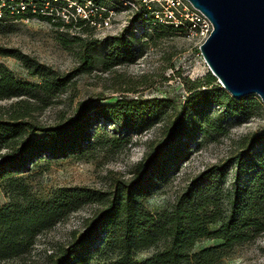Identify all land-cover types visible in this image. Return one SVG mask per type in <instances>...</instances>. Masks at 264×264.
Segmentation results:
<instances>
[{"label": "trees", "instance_id": "1", "mask_svg": "<svg viewBox=\"0 0 264 264\" xmlns=\"http://www.w3.org/2000/svg\"><path fill=\"white\" fill-rule=\"evenodd\" d=\"M56 2L52 0L46 6V0H0V9L10 12V7L25 3L26 14L16 17L36 11V16L51 20ZM152 12L145 7L141 14L148 16ZM94 19L90 12L88 18L73 17L71 23L62 25L83 27ZM150 19L159 22L154 16ZM105 42L106 70L135 62L136 50L126 32ZM94 47L93 42L84 45L79 67L69 73H61L18 49L0 47V57L17 58L40 81L19 80L0 62V100L19 99L7 110L6 118L0 116V151L5 150L0 155V180L12 195V201L0 207V262L24 256L40 234L91 204L96 206L92 218L66 246L48 257V264H215L238 244L264 233V132L252 136L224 164L192 180L171 209L152 213L144 205L153 190L189 159L191 145L199 137L226 132L223 117L253 116L262 107L254 96L235 100L220 85L208 86L192 92L181 112L167 122L164 102L127 97L119 98L112 106L83 104L74 117L55 126L30 121L41 105L66 93L74 78L94 70ZM206 80V84L213 85L217 78L210 74ZM203 84L198 82L196 86L205 87ZM217 109L219 115H215ZM162 122L163 140L151 145L134 176H111L106 189L65 186L55 189L49 199H40L29 192L20 175L38 158L87 160L96 147L118 149L131 133L142 134ZM103 123L114 125L121 135L107 137ZM30 132L41 135L31 137L27 135ZM231 170L233 183L226 190ZM252 174L254 182L245 184L246 177ZM203 239L219 243L196 250ZM151 249L155 251L149 258L137 259Z\"/></svg>", "mask_w": 264, "mask_h": 264}, {"label": "rangeland", "instance_id": "2", "mask_svg": "<svg viewBox=\"0 0 264 264\" xmlns=\"http://www.w3.org/2000/svg\"><path fill=\"white\" fill-rule=\"evenodd\" d=\"M46 6L52 0H46ZM54 18L48 20L36 16V11L28 16L16 17L2 10L0 18V47L18 49L22 53L53 67L61 73L74 71L80 65V53L88 42L95 43L91 54L94 58V70L74 78L66 93L43 104L34 113V121L44 126H55L74 117L81 105L112 106L121 97L128 99L159 100L166 107V122L179 114L192 92L207 87L222 85L218 79L213 85L206 84L212 74L201 51L206 39L191 32L175 31L169 23L160 27L151 16L162 10L156 0H54ZM166 5V2L161 0ZM88 7V8H87ZM145 7L153 12L143 15ZM93 8L97 16L89 25L66 27L75 18L85 19V14ZM97 9V10H96ZM37 10V9H36ZM86 11V12H85ZM77 20H74V25ZM164 24V23H163ZM126 36L136 50V60L132 64L117 66L111 70L104 68L103 62L108 53L105 40L110 37ZM82 39V40H79ZM15 77L24 82L40 83L31 76L23 64L14 57H0ZM198 82L205 87L197 88ZM193 90V91H191ZM250 117L225 119V133H211L199 137L192 144L191 156L183 162L170 179L158 185L145 200L144 205L152 213L169 210L185 192L192 180L215 165L224 164L236 155L252 136L264 132V105ZM19 99L0 100V116ZM215 115H219V109ZM165 122L143 132L131 133L127 141L118 149L96 147L90 159L76 157L50 159L38 158L29 164V169L20 175L25 178L29 192L40 199H49L55 189L65 186H87L97 189L108 187L109 177L122 176L131 179L139 163L145 162L151 151V145L163 140ZM106 135H121L116 127L103 123ZM38 137L41 134L27 133ZM5 150L0 151V155ZM234 172L230 171L225 189H230ZM254 174L246 177L245 184L254 182ZM12 195L7 192L5 183L0 180V207L10 203ZM96 206L91 204L71 214L52 230L40 234L34 247L24 256L1 261L0 264H48V257L60 247L66 246L78 235L92 218ZM216 239H203L196 250L218 244ZM154 249L140 253L139 261L149 258ZM215 264H264V233L255 234L249 240L238 244L221 261Z\"/></svg>", "mask_w": 264, "mask_h": 264}, {"label": "water", "instance_id": "3", "mask_svg": "<svg viewBox=\"0 0 264 264\" xmlns=\"http://www.w3.org/2000/svg\"><path fill=\"white\" fill-rule=\"evenodd\" d=\"M188 1L213 24L200 47L212 75L235 100L264 105V0Z\"/></svg>", "mask_w": 264, "mask_h": 264}, {"label": "built area", "instance_id": "4", "mask_svg": "<svg viewBox=\"0 0 264 264\" xmlns=\"http://www.w3.org/2000/svg\"><path fill=\"white\" fill-rule=\"evenodd\" d=\"M156 1L162 6V10L154 12L156 20L161 21V23H169L179 31L191 32L204 39H207L212 33L214 28L209 18L196 9L188 0H163L166 2V5L161 3V0ZM3 6H5L4 3L1 7ZM27 7V4L20 3L10 7L9 13L13 15L26 14ZM88 12H91L95 16V19L97 18L93 8L89 9ZM89 13L85 14V18H88ZM2 15L3 13L0 9V18ZM73 17L75 16L73 15Z\"/></svg>", "mask_w": 264, "mask_h": 264}]
</instances>
